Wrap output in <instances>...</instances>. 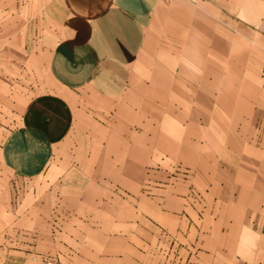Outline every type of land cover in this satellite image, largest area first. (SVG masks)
I'll return each mask as SVG.
<instances>
[{
  "label": "crops",
  "instance_id": "0c3cea01",
  "mask_svg": "<svg viewBox=\"0 0 264 264\" xmlns=\"http://www.w3.org/2000/svg\"><path fill=\"white\" fill-rule=\"evenodd\" d=\"M41 34L37 92L0 73V264H264V0H0V69Z\"/></svg>",
  "mask_w": 264,
  "mask_h": 264
},
{
  "label": "rangeland",
  "instance_id": "374dc122",
  "mask_svg": "<svg viewBox=\"0 0 264 264\" xmlns=\"http://www.w3.org/2000/svg\"><path fill=\"white\" fill-rule=\"evenodd\" d=\"M3 27L5 28H14V22H4L2 23ZM24 24V22H21V26L18 24V28H28V26ZM35 26V29L39 30V24L35 22L33 24V27ZM32 27V26H31ZM13 38L9 40L7 38V52L5 54V63H4V70L0 69V73L4 72V77L6 78L7 85L10 83L12 85L14 80H17L18 78H21V88L23 90V93L26 91L28 92H37L39 90L40 86H35L29 81V71L28 66L31 62V56L33 54H37L39 56H42L44 52V42L45 37L41 34L40 36H37L35 38L30 37H22V50L19 51L18 48L12 45ZM10 44V47H9ZM46 48V47H45ZM15 49V50H14ZM38 52V53H37ZM1 59V55H0ZM44 75L43 71L40 73V77ZM13 87V86H10ZM8 92V91H7ZM7 95H10L9 92ZM13 98V95H10V99ZM260 123V118H258L257 124Z\"/></svg>",
  "mask_w": 264,
  "mask_h": 264
}]
</instances>
